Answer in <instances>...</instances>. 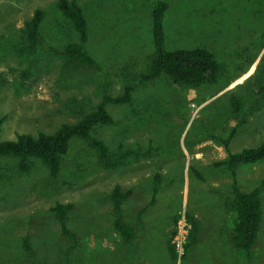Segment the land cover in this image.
Instances as JSON below:
<instances>
[{"label":"rangeland","instance_id":"1","mask_svg":"<svg viewBox=\"0 0 264 264\" xmlns=\"http://www.w3.org/2000/svg\"><path fill=\"white\" fill-rule=\"evenodd\" d=\"M57 1L0 0V141L51 133L131 83L126 103L105 106L113 122L95 125L91 135L113 152L139 155L103 169L88 143L74 137L54 178L37 160L17 173L15 159H0V264H264V190L247 257L231 242L234 214L223 206L232 196L231 175L215 165L228 152L264 143V0H162L165 49L201 47L219 67L199 86L132 80L153 52L156 0H72L86 19L85 48L95 68L64 63L62 48L77 38ZM35 9L42 12L39 39L27 53L22 32ZM231 97L239 100L237 113ZM231 131L226 150L221 141ZM263 176L264 156L235 169L241 192ZM115 185L129 191L120 206L135 234L129 243L112 225L108 194ZM56 202L71 204V253L51 212ZM181 214L194 217L199 233L171 257L167 244Z\"/></svg>","mask_w":264,"mask_h":264},{"label":"trees","instance_id":"2","mask_svg":"<svg viewBox=\"0 0 264 264\" xmlns=\"http://www.w3.org/2000/svg\"><path fill=\"white\" fill-rule=\"evenodd\" d=\"M166 3L156 0L151 7V38L153 43L152 55L147 60L145 67L133 74V81L150 82L155 79L166 77L169 82L199 86L208 78L218 73L219 67L212 54L204 48H179L167 50L164 47L163 17L166 11ZM56 8L60 14L69 22L77 41L69 42L62 48V57L67 65L77 64L81 67L95 68L96 62L86 51L85 44L88 39L87 22L81 8L72 0H58ZM42 19L40 9H35L28 20L24 22L23 35L27 48L23 51L31 52L38 42V27ZM132 84L123 87L121 95L116 97L103 96L94 108L83 113L72 123H63L55 131L45 133L37 132L35 135L18 134L15 140L0 141V159L13 158L15 171L17 173L28 172L33 161L37 160L46 169L49 177L54 178L59 170L62 156L66 153L71 138H78L88 143L92 149L95 159L103 169L117 168L125 165L129 157H137L139 152L126 149L113 152L107 148L105 143L93 137L91 131L95 125H110L113 120L106 110L107 103H126L130 98ZM263 90V88H261ZM230 106L233 113L240 110L239 100L231 97ZM228 138L222 140L227 150ZM119 150V149H118ZM264 156V143L254 148L243 149L237 153H227L225 159L215 162L216 166L222 165L231 175V198L224 201L226 211L234 214V223L231 229V242L239 254L250 257L257 237L258 224L260 220V193L264 190V176L257 186L247 192H241L236 183L235 169L240 164H252ZM158 175L153 191L156 190ZM129 191H122L120 186L115 185L110 190L108 197L111 202L114 220V230L121 236L125 243L134 238V230L130 225L121 220V203L128 196ZM71 209L70 203L56 202L51 208L54 220L57 222L61 235L71 245L66 253H71L77 246V236L66 225V214ZM189 224L187 241L184 245L188 250L196 241L199 233V225L190 214L186 216ZM175 221V218L173 219ZM167 250L171 257L175 255L171 244H167Z\"/></svg>","mask_w":264,"mask_h":264},{"label":"built area","instance_id":"3","mask_svg":"<svg viewBox=\"0 0 264 264\" xmlns=\"http://www.w3.org/2000/svg\"><path fill=\"white\" fill-rule=\"evenodd\" d=\"M189 224L181 214L176 222L175 233L171 240V246L174 252L181 254L187 240Z\"/></svg>","mask_w":264,"mask_h":264},{"label":"crops","instance_id":"4","mask_svg":"<svg viewBox=\"0 0 264 264\" xmlns=\"http://www.w3.org/2000/svg\"><path fill=\"white\" fill-rule=\"evenodd\" d=\"M230 233H231V231H230ZM231 235H232V233L230 234V238H231ZM134 238H135V234H134ZM134 238H133V239H134ZM193 245H194V244H193Z\"/></svg>","mask_w":264,"mask_h":264}]
</instances>
